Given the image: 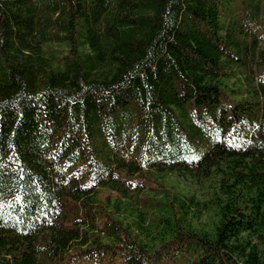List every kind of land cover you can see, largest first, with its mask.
I'll return each mask as SVG.
<instances>
[{"label":"trees","instance_id":"16d2710c","mask_svg":"<svg viewBox=\"0 0 264 264\" xmlns=\"http://www.w3.org/2000/svg\"><path fill=\"white\" fill-rule=\"evenodd\" d=\"M0 264H264V0H0Z\"/></svg>","mask_w":264,"mask_h":264},{"label":"rangeland","instance_id":"374dc122","mask_svg":"<svg viewBox=\"0 0 264 264\" xmlns=\"http://www.w3.org/2000/svg\"><path fill=\"white\" fill-rule=\"evenodd\" d=\"M168 179H169L170 183H172V184H176V185H177L178 187H180V188H186V189L189 188L186 182L182 181V179H178V178H176V177L173 176V175H172V176H169ZM169 185H170V184H169ZM155 186H157V185L155 184ZM192 189H193L194 191H196V194H197L198 196L200 195L199 193L202 192L198 187H195V188H194V186H193ZM203 219H204V220H207L206 217H204Z\"/></svg>","mask_w":264,"mask_h":264},{"label":"snow or ice","instance_id":"6c2138e0","mask_svg":"<svg viewBox=\"0 0 264 264\" xmlns=\"http://www.w3.org/2000/svg\"><path fill=\"white\" fill-rule=\"evenodd\" d=\"M17 199H19V197H17Z\"/></svg>","mask_w":264,"mask_h":264}]
</instances>
